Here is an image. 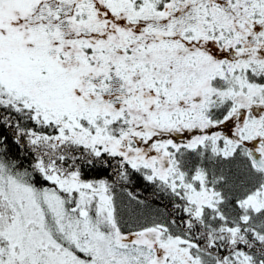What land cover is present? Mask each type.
<instances>
[{"label": "trees", "instance_id": "1", "mask_svg": "<svg viewBox=\"0 0 264 264\" xmlns=\"http://www.w3.org/2000/svg\"><path fill=\"white\" fill-rule=\"evenodd\" d=\"M37 3L20 17L22 22L34 17V22L31 27L26 21L20 24L16 39L33 49L32 36L39 60L60 66L48 72L56 77L54 85L63 84L81 105L77 118L81 128L90 125L89 133H94L104 130L109 121L123 152L133 151L130 140L135 139L134 150L143 162L108 148L98 152L84 148L71 156L53 153L50 161L63 167L56 165L58 180L76 173L85 182L105 181L111 214L104 210L112 216L113 231L104 232L105 226L100 231L118 241L110 244L117 248L110 253L119 246L122 251L112 258L89 257L87 240L97 227V210L91 207L82 218L79 206L72 208L87 197L88 188L64 189L34 165L27 132L51 134L56 127L23 118L0 103V264H52L45 260L48 250L70 257V264H120L122 258L128 264H152L158 255L157 264H175L178 259H171L169 252L161 255L160 247L153 252L151 245L136 240L137 251L128 248L127 236L150 229L178 239L179 250L172 242L170 248L177 254L187 251L188 264H264V208L242 205L264 186V156L258 158L257 149L264 147L259 144L264 134L255 133L259 120L264 121V0ZM11 21L18 24L15 17L6 24ZM38 24L43 32L34 30ZM178 74L187 81L207 77V103L201 113L209 129H201L200 119L190 140L148 142L151 133L141 134L131 125L136 122L132 119L160 113L167 105L190 108L194 102L184 92L169 101L167 88L176 83L172 76ZM244 94L250 99H243ZM244 117L247 125L241 126ZM251 120L256 124L253 129ZM237 127L231 153L222 154L211 146V138L218 140L223 132L232 136ZM161 151L175 165L181 184L176 173L159 174L145 161ZM198 174L215 197L213 205L196 207L190 202L188 193L200 184Z\"/></svg>", "mask_w": 264, "mask_h": 264}, {"label": "rangeland", "instance_id": "2", "mask_svg": "<svg viewBox=\"0 0 264 264\" xmlns=\"http://www.w3.org/2000/svg\"><path fill=\"white\" fill-rule=\"evenodd\" d=\"M36 1L37 0H0V103L7 104L19 114L25 115L23 118L29 116L34 120H37L39 124L44 125L50 122L51 126L56 127V132L51 134L37 133L31 130L27 132L28 140L30 141V145L33 147L32 149L35 154L34 165L39 168V171L43 175H49L56 179L60 187H63L64 189L80 191L82 188H88V190L85 191L88 195L81 200V204L78 205L77 203L76 205H72V208H78L79 206L78 211L82 218H85L88 215V211L91 207L97 210V227L95 226L93 230L95 236L92 235L87 240L89 244L87 245L86 253H89V257L90 255L91 257H94V255L97 254L103 258H109V256L112 258L113 256L121 255L122 248L119 246L116 253H110L113 250L115 251L114 248H116H110V244L118 241L111 233L107 235L110 238L109 240L105 236H102L103 233L100 231L103 226H105L104 232L113 231L112 224H110L112 216L108 215L104 210L105 207L108 209V213L111 214L110 199L108 198V190L105 181L98 179L91 183L85 182L78 179L75 175L76 173L67 174V177L60 181L57 178L58 175L56 172H60L59 168L63 167H60L59 164H54L56 162L52 163L50 159L53 157V153H59L60 156L64 154L65 156H71L72 152L76 150L80 151L84 148L95 149V152L108 148L112 153H118L120 155L123 153L125 157L130 156V159L133 162H143V158H141L134 150L137 143L135 139L130 140L133 151H127L126 153L123 152V146H120L121 141L118 138V135L113 132L114 130L109 121H107V127L102 131L96 130L94 133H89V129L91 128L90 125L81 128L77 121L78 116L81 115V105L76 102L75 98L70 97L72 94L67 92L66 87L63 84L55 86L53 81L56 80V77L54 74L51 76L48 72L50 71L53 73V71H58L60 66L51 63L52 61L50 60L48 62V59L45 60V58V61L39 60L40 56L38 52L40 50H37L32 41V36L31 42L33 49L28 48L29 44L23 39H16L18 34L16 31L20 24L26 21V24H29L30 27L32 26L34 17L22 18L24 20L23 22L20 20V17L33 10V6L38 7L39 3L36 4ZM11 17L17 18L18 24H16L15 21L6 24L10 21ZM34 30L43 32L44 28L38 24L35 25ZM41 41L43 44L46 42L43 39H41ZM261 50L264 51V47L261 48ZM45 62L47 66L44 65ZM52 67L54 68L53 71L51 70ZM124 72L127 73L128 70L125 69L123 73ZM172 77H174L176 83L171 85V89L167 88L170 92V98H168L169 101L171 102V100H173V96L177 94L181 95L184 92L189 96V100H194V102L192 103V106L190 105V108H177L167 105L162 108V110H159L161 111L160 113L156 112L145 118L139 117V119H132V121H136L134 122L136 126L134 124L131 125L141 134L142 131L145 133H151V135L146 137V139L148 138V142H151L152 140L164 141L166 138H169L174 142L186 138L189 139L190 136L198 132L199 127H195L194 124L195 121H199L200 119L201 121L198 122V124L201 129H205L204 131L209 129V126L206 124L201 113L207 103L206 94L209 90L207 77L193 81L184 80V77L179 74ZM121 81L123 82L122 87L125 88L123 79H121ZM121 81H118V83ZM243 99H250V96L244 94ZM100 113L103 114L105 111ZM242 120L241 126L247 125L246 118L244 117ZM90 122L94 123L93 118ZM183 122H187V124L182 126ZM249 124L252 125L251 129L256 126L252 120ZM239 130V128L237 130L232 129V136H228L226 132H223L222 137L218 140L211 138V146L222 154L231 153L234 146L237 144L236 134ZM20 132L24 133V130H21ZM20 132L19 134H21ZM255 133L261 135L264 134V121L259 120V127L255 130ZM206 134L208 133H204V136ZM197 141L198 140H195L192 144H195ZM259 144L262 146L264 142H260ZM150 146L154 147V144L151 143ZM260 148L261 147H257L258 158L262 159V156H264V147L261 148L262 151H259ZM147 158L148 159L145 161L152 168L157 169L159 174L173 175V173H176L173 169L175 165L172 164L167 154L163 153V151L158 152L155 155L149 154V157ZM254 162L257 163L255 159ZM56 165L59 166V168H57ZM175 175L178 178L177 181L181 184V175L178 173ZM195 177L198 178L200 184L188 193L190 202H193L196 207L201 205H213L212 203L215 201L213 193L203 185L202 178L199 174ZM171 180L174 181L173 176ZM75 194L77 197L81 196L78 193ZM242 205L253 209L264 208V186L247 196L242 201ZM106 224L110 225L108 226ZM126 238L127 243H129L128 248H133L135 246L133 243L138 244L136 242V240H138L147 243L148 246L151 245L150 247L153 252L159 247L162 253L161 255H165V253L169 252L168 254L172 256H170L171 259L173 257L178 259L175 264H188L190 261L187 251L184 250L179 254L176 253L178 249V239L168 237L163 230L159 233L156 232L155 229H150L142 231V233L127 236ZM168 238L171 241H169ZM171 242L174 243V246L177 245L175 246L177 249L170 248L172 245ZM122 243H124V241ZM166 244L170 249L167 248ZM186 244L191 245L188 242H186ZM133 249L134 251H137V247H134ZM181 253H183L182 255L184 258L179 257ZM156 255H158L157 252ZM60 256L55 255L53 250H48L45 260L52 264H65L63 261L66 262V264L71 263V259H69L70 257L63 258ZM159 258L160 255L152 261V264H157ZM67 261L69 263H67ZM122 261L123 262L120 261V264H128L125 258H122ZM98 263L101 264L100 261H98Z\"/></svg>", "mask_w": 264, "mask_h": 264}]
</instances>
